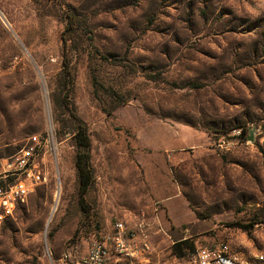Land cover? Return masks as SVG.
Instances as JSON below:
<instances>
[{
  "label": "rangeland",
  "instance_id": "obj_1",
  "mask_svg": "<svg viewBox=\"0 0 264 264\" xmlns=\"http://www.w3.org/2000/svg\"><path fill=\"white\" fill-rule=\"evenodd\" d=\"M0 12V183L23 179L22 163L41 175L0 226V264H62L141 215L137 264H184L171 248L183 237L264 264V0H1Z\"/></svg>",
  "mask_w": 264,
  "mask_h": 264
},
{
  "label": "built area",
  "instance_id": "obj_2",
  "mask_svg": "<svg viewBox=\"0 0 264 264\" xmlns=\"http://www.w3.org/2000/svg\"><path fill=\"white\" fill-rule=\"evenodd\" d=\"M20 170L24 174L23 179L0 183V225L25 201L30 186L41 181L36 165L22 163ZM149 229L150 222L145 221L142 215L131 223L114 220L106 232L85 240L84 251L73 256L64 252L60 261L62 264H137L143 259L142 255L148 253ZM183 259L184 264H259L254 259L242 260L231 256L226 244L215 241L195 244L194 250Z\"/></svg>",
  "mask_w": 264,
  "mask_h": 264
},
{
  "label": "trees",
  "instance_id": "obj_3",
  "mask_svg": "<svg viewBox=\"0 0 264 264\" xmlns=\"http://www.w3.org/2000/svg\"><path fill=\"white\" fill-rule=\"evenodd\" d=\"M64 44L65 42L64 40H62L63 47ZM67 64L68 61L66 60V58L63 57V70L60 73V80H68V82H70V73ZM190 86L194 87L195 85L191 84ZM73 136L75 145L80 148L75 152L74 165L77 175L78 192L82 195L90 187L92 183V176L91 167L89 163V154L87 150L89 141L86 134L85 126L83 122L79 119H76L75 131ZM7 220L8 219H6L4 222H6ZM171 248L176 256L183 257L187 253L194 250V243L191 239L185 237L178 241H175Z\"/></svg>",
  "mask_w": 264,
  "mask_h": 264
},
{
  "label": "water",
  "instance_id": "obj_4",
  "mask_svg": "<svg viewBox=\"0 0 264 264\" xmlns=\"http://www.w3.org/2000/svg\"><path fill=\"white\" fill-rule=\"evenodd\" d=\"M247 140H249V141L252 140V132H251V130H249V132H248ZM55 201H56V198H55Z\"/></svg>",
  "mask_w": 264,
  "mask_h": 264
},
{
  "label": "bare ground",
  "instance_id": "obj_5",
  "mask_svg": "<svg viewBox=\"0 0 264 264\" xmlns=\"http://www.w3.org/2000/svg\"><path fill=\"white\" fill-rule=\"evenodd\" d=\"M0 16H1V18H3V15L1 14V12H0ZM4 21V20H3Z\"/></svg>",
  "mask_w": 264,
  "mask_h": 264
},
{
  "label": "crops",
  "instance_id": "obj_6",
  "mask_svg": "<svg viewBox=\"0 0 264 264\" xmlns=\"http://www.w3.org/2000/svg\"><path fill=\"white\" fill-rule=\"evenodd\" d=\"M184 231H186V230H184ZM141 261V260H140Z\"/></svg>",
  "mask_w": 264,
  "mask_h": 264
}]
</instances>
